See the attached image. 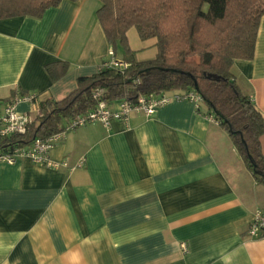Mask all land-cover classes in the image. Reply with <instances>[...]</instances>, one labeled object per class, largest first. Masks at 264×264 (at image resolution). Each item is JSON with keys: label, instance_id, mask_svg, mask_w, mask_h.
I'll list each match as a JSON object with an SVG mask.
<instances>
[{"label": "crops", "instance_id": "crops-1", "mask_svg": "<svg viewBox=\"0 0 264 264\" xmlns=\"http://www.w3.org/2000/svg\"><path fill=\"white\" fill-rule=\"evenodd\" d=\"M100 5L62 0L38 18L0 19V101L33 93L15 106L33 120L38 103L97 73L111 58ZM126 36L137 61L155 57L154 38L134 27ZM59 61L69 66L53 81L45 66ZM231 73L264 118V15L253 58L235 60ZM260 146L264 155V133ZM49 156L81 164L0 163V264H264V238L247 235L264 186L202 103L88 123L57 138Z\"/></svg>", "mask_w": 264, "mask_h": 264}, {"label": "trees", "instance_id": "trees-1", "mask_svg": "<svg viewBox=\"0 0 264 264\" xmlns=\"http://www.w3.org/2000/svg\"><path fill=\"white\" fill-rule=\"evenodd\" d=\"M62 0H0V19L41 17ZM76 1V0H72ZM96 11L105 38L116 55L122 50L124 69L101 68L78 77L76 88L59 100L37 104L39 114L24 133L0 137V149L30 145L35 137H49L60 125L94 107L93 91L101 99L135 102L140 95L179 91L202 99L208 114L223 128L253 179L264 186V155L260 137L264 118L252 99L242 93L231 73L235 60L254 56L264 0H100ZM134 27L141 40L154 38L155 57L137 61L126 32ZM69 64L49 63L45 70L54 80ZM24 94V93H23Z\"/></svg>", "mask_w": 264, "mask_h": 264}, {"label": "built area", "instance_id": "built-area-1", "mask_svg": "<svg viewBox=\"0 0 264 264\" xmlns=\"http://www.w3.org/2000/svg\"><path fill=\"white\" fill-rule=\"evenodd\" d=\"M111 58L101 63L100 68H117L124 69L129 66V63L117 59L113 51H109ZM102 89L93 91V98L96 104L86 113L76 115L60 125L58 130L49 137H35L32 143L26 147H16L12 150L0 149V163L12 164L19 158L27 157L33 163L43 165L50 168H68L70 170L78 167L81 162L70 166L66 161H53L49 156V151L53 142L60 136L82 127L88 123L99 122L105 127H109L112 120L122 121L127 123L130 116L135 113H140L145 116L152 115L156 109L171 101L188 100L198 107L202 102L199 95L193 92L170 91L158 94L140 95L135 102L127 100H118V107L111 108L110 104L104 99H101ZM35 95L16 94L7 101H0V137L8 136L13 133H24L31 118L15 110V106L21 101H33ZM247 235L251 238H264V210L256 209L252 214V218L247 227Z\"/></svg>", "mask_w": 264, "mask_h": 264}, {"label": "rangeland", "instance_id": "rangeland-1", "mask_svg": "<svg viewBox=\"0 0 264 264\" xmlns=\"http://www.w3.org/2000/svg\"><path fill=\"white\" fill-rule=\"evenodd\" d=\"M119 51V50H118Z\"/></svg>", "mask_w": 264, "mask_h": 264}]
</instances>
